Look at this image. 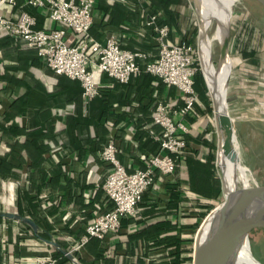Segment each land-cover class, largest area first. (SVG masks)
Here are the masks:
<instances>
[{
    "label": "crops",
    "instance_id": "1",
    "mask_svg": "<svg viewBox=\"0 0 264 264\" xmlns=\"http://www.w3.org/2000/svg\"><path fill=\"white\" fill-rule=\"evenodd\" d=\"M185 5L186 0H95L91 35L102 43L115 37L122 48L140 54L138 62L145 68L147 61L159 55V27L170 28V43L188 37L191 28ZM24 7L25 0H17L2 11L13 15ZM26 7L35 13L38 28L62 26L50 18L45 6ZM99 86L98 95L86 103L80 80L54 72L37 48L0 31V156L11 170L8 176L0 174V184H9L13 198L15 188H21L17 209L9 211L40 226L38 232L32 227L23 230L20 221L2 218L1 263L34 264L48 257L55 248L40 235L48 232L56 239L54 234H62L58 241L77 249L84 264H157V248L151 245L152 237L146 236L152 234L149 225H155L154 229L169 218L168 186L175 173L168 178L156 176L136 216L125 220L118 234L111 232L81 243L87 226L111 207L103 189L111 170L102 157L104 146L114 139L118 159L129 171L145 168L159 151L154 136L161 126L153 121L155 106L163 101L178 108L180 92L145 69L126 83L103 73ZM209 118L204 113L185 117L187 151L196 157L206 156L207 144H213L207 132ZM179 170L186 196L196 195L189 186L186 162ZM28 199L37 203L36 211L30 209ZM187 204L182 206L183 215ZM132 235L135 238L130 239ZM70 239L81 246L74 249Z\"/></svg>",
    "mask_w": 264,
    "mask_h": 264
},
{
    "label": "built area",
    "instance_id": "2",
    "mask_svg": "<svg viewBox=\"0 0 264 264\" xmlns=\"http://www.w3.org/2000/svg\"><path fill=\"white\" fill-rule=\"evenodd\" d=\"M16 3L17 0H0V31L21 38L29 46L37 48L54 72L80 80L85 97L93 98L99 93L103 73L126 83L141 71L138 52L122 48L115 37L108 38L104 43L92 37L95 0H25V7L18 13L6 15L2 11L5 5ZM27 5L45 6L50 18L62 26L38 28L37 17ZM158 31L159 55L146 62L145 70L176 86L181 104L178 108L163 101L156 104L153 121L161 126V132L154 137L159 151L150 157L145 168L129 171L118 159L115 140L110 139L105 145L102 157L111 165V170L103 189L111 207L102 211L87 226V236L81 244L90 236L103 237L109 232L118 231L123 216L136 215L144 192L154 185L156 176H172L177 165V154L189 148L184 137L188 131L185 117L198 114L195 77L199 66L195 48L187 41H167L170 31L167 25L159 27ZM176 114H179L178 118ZM34 264H57V259L44 257Z\"/></svg>",
    "mask_w": 264,
    "mask_h": 264
},
{
    "label": "rangeland",
    "instance_id": "3",
    "mask_svg": "<svg viewBox=\"0 0 264 264\" xmlns=\"http://www.w3.org/2000/svg\"><path fill=\"white\" fill-rule=\"evenodd\" d=\"M185 15L186 20L190 23L189 28H193V32L188 30V37L195 44V56L197 58L199 70L206 89H202L204 97L200 95L198 86L197 113L210 117L208 136L215 147V170L220 178V182L216 187L219 193L214 195V200L208 201L211 208L208 213L224 199L222 188V171L218 166L217 152L219 139L221 135V125L216 113L215 101L212 95L211 87L206 77L203 63L201 60L199 43L201 37V19L199 15V2L197 0H186ZM229 22V55L232 59V67L230 78L228 80L227 89L225 82V98L228 97V108L234 118L233 126L236 137V143L239 151V157L242 164L247 169L249 176V185L264 184V6L257 0H235L230 10ZM208 24L207 34L212 38L211 56L214 65L219 66L222 53V45L214 35L217 29V21L211 18ZM251 28L247 31L246 28ZM193 35H190V34ZM244 51L252 52L253 55L245 57ZM251 180V181H250ZM242 183L238 184L241 187ZM21 188L14 190V198L12 190H9V184H0V210H16L17 204L21 201ZM187 209L184 211L187 222L193 223L199 219L200 224L195 230H191L186 236V244H189L191 253L195 245L196 234L205 216L199 218L198 200L196 195L191 194L187 201ZM23 230H28L24 228ZM30 230V229H29ZM58 239L62 234H54ZM58 235V236H57ZM74 249L77 244L70 239ZM79 246V244H78ZM250 246L253 255L264 264V229H257L250 234ZM73 249V248H70ZM77 251V249H75ZM74 253L77 256L76 251ZM241 264L247 263L246 250L243 247L240 251ZM54 256L53 251L48 257ZM78 257V256H77ZM165 257L155 255L154 259L157 264H161ZM167 258V257H166ZM165 258V259H166Z\"/></svg>",
    "mask_w": 264,
    "mask_h": 264
},
{
    "label": "water",
    "instance_id": "4",
    "mask_svg": "<svg viewBox=\"0 0 264 264\" xmlns=\"http://www.w3.org/2000/svg\"><path fill=\"white\" fill-rule=\"evenodd\" d=\"M257 1L264 6V0ZM221 45L220 63L224 53L229 54V27ZM212 95L216 103L213 92ZM228 100L226 97V103ZM218 119L229 136L234 134V118L228 103L225 114L218 116ZM0 217L25 222L36 232L40 230L34 220L16 211L0 210ZM257 229H264V184L236 186L224 194L223 201L205 216L198 228L192 264H236L245 242L250 241V234ZM46 240L74 264H84L73 250L63 246L54 236Z\"/></svg>",
    "mask_w": 264,
    "mask_h": 264
},
{
    "label": "trees",
    "instance_id": "5",
    "mask_svg": "<svg viewBox=\"0 0 264 264\" xmlns=\"http://www.w3.org/2000/svg\"><path fill=\"white\" fill-rule=\"evenodd\" d=\"M166 1L175 2V3L178 2V0H166ZM191 29L192 30H190V32H193V28ZM246 30L250 32L251 28L248 27L247 25ZM190 35L193 34L191 33ZM191 40H192V36L191 38L185 37V39H183L182 41H187L188 43L195 46V44L192 43ZM243 55L247 57L253 55V53L244 51ZM47 66L49 67L48 64ZM143 69L145 68L141 67V70ZM198 86L199 87L202 86L200 88V95L204 97L205 94L202 93L203 91L201 92V90L206 89V86L204 85L203 77L200 71L197 72L195 77V87L198 88ZM83 98L86 101V103L89 102L91 99H93V98H87L84 95ZM207 146L210 149L209 153L206 156H203L202 158L196 157L192 152L189 151H185L182 152L181 154L180 153L177 154V165L174 172L176 178L168 186V192L170 195L167 204V207L170 209L168 213L169 218L162 221L160 224L156 225L154 229H151V227H154L155 225L151 224L148 226V231L149 229L152 230V234L148 233L146 238L148 236H151L153 239L151 245L157 248L158 251L157 253L165 258L167 257L166 259L164 258L161 264H192L193 254L191 253L190 247H188L189 244H186L185 240H186V236L189 235L190 231L195 230V228L199 226L200 221L199 219H197L193 223H191V222H187L185 216L183 217L182 206L184 205L185 202L188 201L189 198L186 196L184 192L183 181L181 180L180 172H179L180 171L179 166L182 162H186V164L188 165L190 171L189 186L190 189L196 193V199L199 202L198 211H200L198 216L199 218H202V216H205L208 213V210L212 206L211 204H209L208 201L214 200L213 199L214 195L219 193V190L216 187V185H218L220 182V178L216 174V170H215V158H216L215 147L211 144H207ZM15 171L17 172V170ZM9 173H11V170L7 167V164L5 163V158L3 156H0V174L3 176H8ZM146 193L144 192L139 202V207ZM27 203L30 209L34 211H36V209L38 208L37 203H33L29 199ZM20 211L22 210L20 209ZM135 216L136 215L123 216L121 219L120 229L118 231H115L114 233L118 234L122 230V223L125 220H130L131 218H134ZM1 220L2 218L0 217V221ZM20 222L24 226V228L28 230L31 229V226L29 224L22 221ZM109 234L112 233L109 232L101 238H104ZM40 235L47 239L50 237V233L48 232H40ZM95 237L97 236H90L89 239ZM133 238H135L133 235L130 236V239ZM89 239L87 241H89ZM193 252H194V247H193ZM53 254L54 256L57 257V264L69 262V259L60 250L53 249Z\"/></svg>",
    "mask_w": 264,
    "mask_h": 264
},
{
    "label": "bare ground",
    "instance_id": "6",
    "mask_svg": "<svg viewBox=\"0 0 264 264\" xmlns=\"http://www.w3.org/2000/svg\"><path fill=\"white\" fill-rule=\"evenodd\" d=\"M199 2V15L202 22V35L200 37L199 49L204 71L208 83L215 96L217 115L225 114V82L226 89L230 78L232 59L229 54L224 53L219 67L215 66L211 56L212 38L208 36L207 29L211 18L217 21V29L214 35L220 44L224 42L229 22L230 10L235 0H197ZM230 16V17H229ZM211 23V22H210ZM217 152L218 166L222 171V188L224 194L233 190L241 182L242 185H249V176L246 167L240 160V155L236 143L235 132L229 136L226 129H222ZM251 181V180H250ZM246 250L247 263L262 264L252 253L250 241H246L244 246ZM241 254V253H240ZM238 256L236 264H241V256Z\"/></svg>",
    "mask_w": 264,
    "mask_h": 264
}]
</instances>
